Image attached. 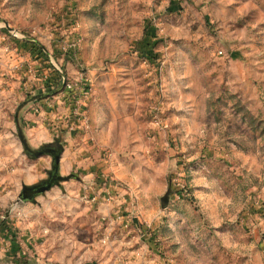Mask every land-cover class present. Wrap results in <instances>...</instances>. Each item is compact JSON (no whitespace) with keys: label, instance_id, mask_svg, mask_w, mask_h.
<instances>
[{"label":"rangeland","instance_id":"rangeland-1","mask_svg":"<svg viewBox=\"0 0 264 264\" xmlns=\"http://www.w3.org/2000/svg\"><path fill=\"white\" fill-rule=\"evenodd\" d=\"M22 111L84 148L28 257L264 264V0H0V154L45 181Z\"/></svg>","mask_w":264,"mask_h":264},{"label":"crops","instance_id":"crops-1","mask_svg":"<svg viewBox=\"0 0 264 264\" xmlns=\"http://www.w3.org/2000/svg\"><path fill=\"white\" fill-rule=\"evenodd\" d=\"M24 113L25 112L22 111L19 117L24 123L23 128L27 133L28 144L32 148H40L54 143L52 133L40 125L41 118L32 114L31 116H25ZM29 123H36L37 126L34 127L29 125ZM6 134L12 136L14 133H9L7 129H2V131H0V151L5 145L2 135ZM75 142H77V140H73L71 135L67 136L64 140L62 147L64 150L62 149L63 152L60 161L61 176L73 170L74 164L72 162V156L78 155L84 149L77 147L74 144ZM80 143L81 141L79 140V144ZM17 160V156L13 157L3 153L0 154V213H5L7 218L6 222L0 225V264H16L17 260L25 264H65L68 261L66 249L68 243L66 242L67 240H63L61 237L58 241L55 240L54 243H52V241H47L45 243L47 251L42 255L38 254L36 257V255L32 256L29 253L30 257H28L27 249L30 248V240L35 239L33 236H41L43 231L52 235L56 226H53L51 222H53L52 220H59L58 218L62 214V211L60 212L54 209V201H56L58 197L54 198L51 195L48 196V194L47 198L43 199V202H37L36 200L35 203H37V208H34L33 204L18 202V197L23 188L36 186L44 180L46 168L39 162L28 163L23 160L22 163L24 162V164L19 166ZM65 209L67 211L68 208L65 207ZM44 213L48 216L47 220L43 218L44 220L42 222L44 223H42L40 228L39 226H34L36 222L41 223L39 217H45ZM36 214H38V217L35 216ZM49 218H51L50 221ZM34 221L36 222L34 223ZM62 221L61 218L59 230L65 232V230H63L65 226L61 224ZM8 225L11 231H8ZM29 227L34 228H30L28 232L29 235L27 236V232L23 230ZM65 228L67 229V227ZM13 236H16V238ZM22 236L27 237L23 238ZM20 237L23 239L21 240ZM50 247L60 248L59 253H54L55 251L49 252Z\"/></svg>","mask_w":264,"mask_h":264},{"label":"water","instance_id":"water-1","mask_svg":"<svg viewBox=\"0 0 264 264\" xmlns=\"http://www.w3.org/2000/svg\"><path fill=\"white\" fill-rule=\"evenodd\" d=\"M18 135H19L20 141L22 142V145L24 149L26 150V153L28 156L36 157V158H40L43 156H50L53 160L52 171L49 172V178L45 181H42L36 186L23 188L20 196L18 197V202L35 203L37 197L44 195L46 192L50 191L52 188L59 186L64 181H67V178H64L60 175V161H61L63 148L59 140H57L52 144L43 146L39 150H32L29 148L21 131L18 132Z\"/></svg>","mask_w":264,"mask_h":264},{"label":"trees","instance_id":"trees-1","mask_svg":"<svg viewBox=\"0 0 264 264\" xmlns=\"http://www.w3.org/2000/svg\"><path fill=\"white\" fill-rule=\"evenodd\" d=\"M4 214H5V213H4ZM6 220H7V218H4V220L0 222V225H1V224H4V223L6 222Z\"/></svg>","mask_w":264,"mask_h":264},{"label":"built area","instance_id":"built-area-1","mask_svg":"<svg viewBox=\"0 0 264 264\" xmlns=\"http://www.w3.org/2000/svg\"><path fill=\"white\" fill-rule=\"evenodd\" d=\"M69 88H71V89H72V88H73V86H70V85H69Z\"/></svg>","mask_w":264,"mask_h":264},{"label":"flooded vegetation","instance_id":"flooded-vegetation-1","mask_svg":"<svg viewBox=\"0 0 264 264\" xmlns=\"http://www.w3.org/2000/svg\"><path fill=\"white\" fill-rule=\"evenodd\" d=\"M55 149H57V148H55Z\"/></svg>","mask_w":264,"mask_h":264}]
</instances>
